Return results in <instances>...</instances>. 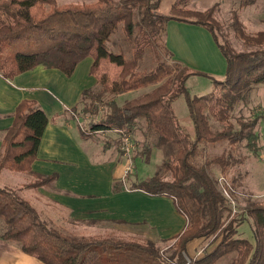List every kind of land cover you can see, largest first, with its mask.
I'll use <instances>...</instances> for the list:
<instances>
[{
  "label": "trees",
  "instance_id": "16d2710c",
  "mask_svg": "<svg viewBox=\"0 0 264 264\" xmlns=\"http://www.w3.org/2000/svg\"><path fill=\"white\" fill-rule=\"evenodd\" d=\"M161 2L96 0L60 5L56 0H0V75L13 80L43 67L71 77L82 61L93 59L91 74L98 79L97 86L84 91L80 100L83 107L69 114L87 117L91 132L117 129L132 136L138 130L144 162H150L154 149L161 150L164 157L154 176L134 181L126 178L114 191L139 190L171 199L188 221L183 233L170 239L174 243L168 252L152 240L72 235L44 220L19 190L0 185V239L18 244L23 253L44 264H218L228 256H232L231 264H264V204L246 202L242 210L251 220L254 242L238 238L239 219L222 190L220 177L215 179L211 172L214 165L225 177L244 158L239 161L225 154L205 157L207 146L222 143L232 148L244 145L254 156L263 151L258 126L264 114L240 117L235 123L231 117L264 86V31L248 34L234 14L232 28L244 45V51L237 52L229 42H220L216 33L220 27H215L212 10L202 13L173 6L170 15L163 16L158 13ZM254 2L243 0L242 6ZM171 21L207 29L226 58V75L221 80L214 78L211 97H193L186 88L189 76L202 73L174 59L167 46ZM119 31L128 48L120 46L114 53L108 44ZM140 34L153 37L158 61L154 71L140 70L143 56L133 46ZM112 66L118 68L113 79L103 73ZM178 83L180 93L176 96ZM140 90L147 92L122 104L117 100ZM179 97L187 105L192 129L177 122L172 104ZM212 109L220 122H226L223 129H213L209 118ZM48 124L47 114L36 102L20 104L0 148V174L8 170L32 175L35 180L23 187L26 189L50 187L57 181L55 175L38 176L32 171ZM137 156L134 154V159ZM230 195L235 200L233 187ZM203 239H213L212 251L189 260V244Z\"/></svg>",
  "mask_w": 264,
  "mask_h": 264
},
{
  "label": "crops",
  "instance_id": "0c3cea01",
  "mask_svg": "<svg viewBox=\"0 0 264 264\" xmlns=\"http://www.w3.org/2000/svg\"><path fill=\"white\" fill-rule=\"evenodd\" d=\"M262 17L264 21V14ZM167 30V46L178 62L183 66L187 65L185 67L193 72L207 73L218 79L225 77L226 58L207 29L171 21ZM202 47H208L213 57L206 50L191 54L186 51ZM92 65L93 59H85L71 77L59 70L43 67L21 74L13 80L0 75V148L8 130L14 124V114L20 104L24 101L36 102L47 114L49 124L42 138L37 159L32 164V171L38 176H57V181L50 187L26 189L23 187L35 180L29 174L30 182L19 181L17 185L22 187L15 190L22 193L35 190L36 193L27 195V198L21 196L33 206L32 201L35 204L40 203V199L44 197L67 211L73 221H121L126 224L147 222L158 229V236L163 239L183 233L188 221L177 212L171 199L153 197L139 190L114 191L117 183L120 185L126 180V163L117 129L91 132L87 117L74 114L72 117L69 114L74 108H81L80 100L84 91L97 86L98 79L91 74ZM81 73L83 75H80ZM258 92L263 94L264 86L260 87ZM133 94L137 93L130 92L118 98H133ZM133 169L127 178L132 181L145 179L142 169L140 171L135 165ZM155 169L157 168L150 172L153 174L148 175H154ZM6 171L8 170L2 171L0 176ZM16 180L17 178L11 175L4 178V181L10 183ZM6 188L14 189L9 186ZM195 242L189 244L188 253ZM0 264L44 263L0 239Z\"/></svg>",
  "mask_w": 264,
  "mask_h": 264
},
{
  "label": "rangeland",
  "instance_id": "374dc122",
  "mask_svg": "<svg viewBox=\"0 0 264 264\" xmlns=\"http://www.w3.org/2000/svg\"><path fill=\"white\" fill-rule=\"evenodd\" d=\"M58 2L60 4H78L94 3L96 2V0H58ZM242 3L243 0H162L158 13L163 16H168L170 15V10L173 6H184L187 9L202 13L208 10H212V20L215 21V27H220L216 29V33L218 35V38L220 39V42L224 45L226 44V42H229L237 52H241L244 51V45L242 41L236 36L235 31L232 28L234 14H237L239 16L240 22L244 26L248 34L255 35L260 31H264V21L261 19L263 18L262 15L264 14V0H255L253 4L246 7L242 6ZM111 40L112 42L108 44V48L114 53L119 52L120 46H122L125 50L128 48V45L123 42L121 31L116 33ZM138 40L139 41L133 46L134 49L141 53L143 56V60L140 64V70L146 72L154 71L158 66V61L154 52L155 50L153 47V37L140 34V38ZM198 50H206L208 54L213 57L210 52L211 50L208 47H202L200 49L190 48L186 51L191 54L198 53ZM198 57L199 56H196V58ZM174 59L176 60L175 57ZM103 71V73L107 74V76L111 79H113L118 74V68L114 66L105 68ZM203 74H205V76ZM80 75H83V73H81ZM215 79L221 80L218 78ZM185 86L193 97H211L215 90L214 77L212 75H208L207 73H202V75L194 74L187 78ZM145 92H147V90H140L139 92H137V94H133V98H135V95L138 96ZM174 93L176 96L180 93L179 83L175 86ZM122 97H124L122 98V100H119V98L117 99L120 104H122L126 99H132L129 96ZM172 108L179 125L192 129V123L189 118V111L184 98L179 97L175 102H173ZM257 114H264V93L261 94L260 92H258V90L254 91V93L251 95L249 103L246 106L240 105L237 108V110L231 117V121L235 123L237 118L254 117ZM209 118L214 130H220L226 126V122H220L217 119L216 110L214 109L210 111ZM84 120L88 121V119ZM83 126L87 128L84 123ZM258 132L261 136L262 144L264 147V119L259 122ZM117 134L120 135L119 133ZM132 140L135 147L134 152H136H133L132 155L134 165L140 168V171L141 169L142 171H144L143 173L145 174V179L154 176L163 162L164 157L162 151L154 149L151 154L150 162L146 163L142 159V156H140V153L142 152V145L140 142L142 141V137L138 130L137 132H135V134H132ZM120 141L122 145L121 135ZM134 154H136V156L138 154L136 159H134ZM223 154L227 155L228 157L230 155H233L235 159L239 161L244 158L236 165V167H233L228 171L227 176L225 175V179L234 188V190L237 191V196L235 197L236 206H233L234 214L239 219L237 226V237L254 242L253 231L250 224L251 220L248 219L242 208L245 207L248 200L258 201L264 204V148L260 154L254 156L246 150L244 145L238 146L237 148H232L229 144L222 143L215 146L206 147L205 157L208 159H212ZM152 168H157L155 169L156 172L154 173V175H148L153 174L150 173L153 172ZM148 169L151 170L149 171ZM211 172L215 179H218L222 176L220 168L214 165L211 168ZM6 175H11L12 177L17 178V180L15 182L12 181L13 183L4 181ZM30 180L31 177L27 173H15L6 171L5 174L0 176V185L3 187L9 186L14 189H21L22 186L18 187L17 185L19 184V181L27 183L30 182ZM27 191L28 193H26L25 191L22 193L20 191L21 195L25 198H27V195L31 193H36L35 190ZM32 203L41 213V216L44 220H46L50 225L55 226L68 234L78 236L114 235L127 240H152L156 242L158 246L165 252H168V248H170L174 243L170 241L171 238H160L158 236V229L147 222L135 224H120L73 221L72 219H70L67 211L49 202L44 197L40 199V203L35 204L33 201ZM212 240L203 239L196 241L190 248L188 259L192 261L191 258H197L205 255L206 253H210L212 251V248L214 247V244H212ZM7 243L20 251L18 244L10 242ZM231 262L232 256H228L220 260L218 264H231Z\"/></svg>",
  "mask_w": 264,
  "mask_h": 264
},
{
  "label": "built area",
  "instance_id": "2783aa9c",
  "mask_svg": "<svg viewBox=\"0 0 264 264\" xmlns=\"http://www.w3.org/2000/svg\"><path fill=\"white\" fill-rule=\"evenodd\" d=\"M117 133H119L122 137V151H123V155H124V159H125V172H124V176L125 178H127L130 173H132L133 167H134V160H133V152H134V144H133V140H132V136L122 130H117ZM219 183L222 187V190L225 194V196L231 201V204L233 206L236 205L235 200H233V198H231L230 195V190H232V186L227 182V180L225 179V177L221 176L219 179Z\"/></svg>",
  "mask_w": 264,
  "mask_h": 264
}]
</instances>
